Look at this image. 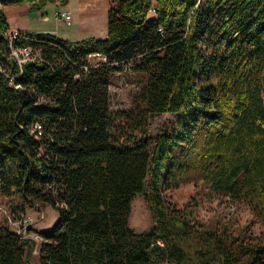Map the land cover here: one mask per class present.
<instances>
[{"label":"trees","instance_id":"16d2710c","mask_svg":"<svg viewBox=\"0 0 264 264\" xmlns=\"http://www.w3.org/2000/svg\"><path fill=\"white\" fill-rule=\"evenodd\" d=\"M53 1L0 0V194L57 212L38 230L37 263L35 240L0 224V264H264V0H110L104 37L9 41L3 5ZM24 43L42 60L18 62L11 47ZM93 52L105 58L92 65ZM128 61L145 81L132 107L110 110L111 73ZM163 112L175 121L149 148ZM190 172L246 202L261 232L194 226L162 194ZM147 179L153 224L134 231Z\"/></svg>","mask_w":264,"mask_h":264},{"label":"rangeland","instance_id":"374dc122","mask_svg":"<svg viewBox=\"0 0 264 264\" xmlns=\"http://www.w3.org/2000/svg\"><path fill=\"white\" fill-rule=\"evenodd\" d=\"M67 28H73V25H69ZM79 35L82 38L86 36L104 37L106 34L83 31ZM95 60L100 61L101 57L96 56ZM144 81L145 77L133 70L132 67L126 70H114L108 84L110 110L132 107L135 94ZM175 117L176 115L170 112L156 113L150 116L147 127L150 139L149 148L152 147L158 133L173 125ZM115 135H120L118 129L115 131ZM130 140L132 141V139ZM149 180H146L144 190L136 193L130 202L128 225L134 231L146 230L153 224L149 203L145 196L149 191ZM162 194L166 201L175 206L185 210L190 209L194 217V226L197 228L206 226L218 228L226 225L229 230L236 232L237 229L248 226L249 231L256 235L263 229L261 218L254 214L246 202L211 189L208 183L195 172H190L189 175L178 179L176 184L163 188ZM0 205L2 206L0 224H5L4 208L12 212L23 209L32 217L31 225L26 228L25 234L35 240L36 244L29 259L32 263H37L38 245L42 239L38 234V229H49L53 225L57 219L56 210L50 205L24 203L17 192L10 196L0 194Z\"/></svg>","mask_w":264,"mask_h":264},{"label":"crops","instance_id":"0c3cea01","mask_svg":"<svg viewBox=\"0 0 264 264\" xmlns=\"http://www.w3.org/2000/svg\"><path fill=\"white\" fill-rule=\"evenodd\" d=\"M110 0H68L60 4L57 0L47 2L42 8H31L28 2L3 5L8 28L30 32H47L56 36L76 40L83 31L107 33V13ZM67 9L71 14L73 28H67L56 12ZM104 36V35H103ZM99 57V56H98ZM40 230V229H38Z\"/></svg>","mask_w":264,"mask_h":264},{"label":"built area","instance_id":"2783aa9c","mask_svg":"<svg viewBox=\"0 0 264 264\" xmlns=\"http://www.w3.org/2000/svg\"><path fill=\"white\" fill-rule=\"evenodd\" d=\"M56 15L62 19V21L69 25L71 23V14L70 11L67 9L59 10L56 12ZM158 30L161 31V27H157ZM20 29L17 28H8L6 30V34L9 38V41L12 43V40L16 38L19 34ZM11 53L14 55L18 62H22L26 59H40L42 60V53H41V46L33 45L31 43H24L22 45L13 46L11 47ZM99 56L104 59V55L99 52L89 53L87 55V60L90 64L96 65L98 61L95 60V57ZM93 58V59H92ZM132 65V61L124 62L123 68L124 70L129 69ZM31 131L34 133L35 136H38L42 132V126L38 122H34L32 125ZM0 209L2 206L0 205ZM4 216H5V224L14 232L19 234L21 237H27L28 235L25 234L26 228L31 225L32 217L23 209H18L14 212L7 210L4 208ZM159 243L160 240H158Z\"/></svg>","mask_w":264,"mask_h":264},{"label":"bare ground","instance_id":"6f19581e","mask_svg":"<svg viewBox=\"0 0 264 264\" xmlns=\"http://www.w3.org/2000/svg\"><path fill=\"white\" fill-rule=\"evenodd\" d=\"M158 240H160V239H157L156 243H158V244H162V241L160 240L161 243H159Z\"/></svg>","mask_w":264,"mask_h":264}]
</instances>
